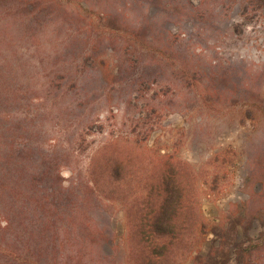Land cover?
<instances>
[{"label": "rangeland", "instance_id": "1", "mask_svg": "<svg viewBox=\"0 0 264 264\" xmlns=\"http://www.w3.org/2000/svg\"><path fill=\"white\" fill-rule=\"evenodd\" d=\"M51 4L56 21L23 41L24 58H47L26 47L78 49L66 60L87 87L84 111L67 122L78 139L62 185L91 181L99 209L73 208L71 221L95 214L116 243L104 257L103 232L61 231L56 264H143L158 253L162 264H264V0ZM168 178L181 200L162 235L151 224Z\"/></svg>", "mask_w": 264, "mask_h": 264}, {"label": "trees", "instance_id": "2", "mask_svg": "<svg viewBox=\"0 0 264 264\" xmlns=\"http://www.w3.org/2000/svg\"><path fill=\"white\" fill-rule=\"evenodd\" d=\"M54 12L51 0H0V264H56L65 248L61 231L103 232L97 251L104 257L116 245L97 215L91 224L71 221L73 208L76 213L88 206L96 213L99 209L87 186L90 180L84 184L75 175L71 185H62V169L78 139L67 122L84 111L81 98L87 87L66 60L78 49L69 43L26 47L33 56L47 58H24L23 41L38 39L40 26L56 21ZM55 126L58 133L51 141ZM163 184L151 227L166 235L175 228L172 217L181 195L175 180ZM78 238L86 245L83 234ZM160 256L150 254L143 264H162Z\"/></svg>", "mask_w": 264, "mask_h": 264}, {"label": "built area", "instance_id": "3", "mask_svg": "<svg viewBox=\"0 0 264 264\" xmlns=\"http://www.w3.org/2000/svg\"><path fill=\"white\" fill-rule=\"evenodd\" d=\"M174 31L177 33V32H178V29H177V28H175V29H174Z\"/></svg>", "mask_w": 264, "mask_h": 264}]
</instances>
